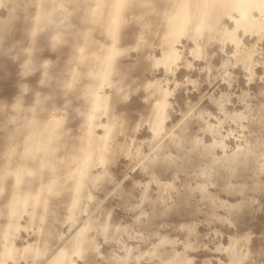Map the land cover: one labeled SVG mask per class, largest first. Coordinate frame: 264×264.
Wrapping results in <instances>:
<instances>
[{"label": "rangeland", "instance_id": "1", "mask_svg": "<svg viewBox=\"0 0 264 264\" xmlns=\"http://www.w3.org/2000/svg\"><path fill=\"white\" fill-rule=\"evenodd\" d=\"M180 1L0 0V264H264V0Z\"/></svg>", "mask_w": 264, "mask_h": 264}, {"label": "bare ground", "instance_id": "2", "mask_svg": "<svg viewBox=\"0 0 264 264\" xmlns=\"http://www.w3.org/2000/svg\"><path fill=\"white\" fill-rule=\"evenodd\" d=\"M201 1V0H199ZM197 1V2H199ZM226 6H232L239 10L240 13L246 15L248 9L251 7L250 5L254 3V0H219ZM190 0H182L177 6L174 15L170 18V27L174 30V32H183L185 31L186 26L189 24L190 19L192 17V9L190 8ZM117 5L121 4V0H116ZM203 7V6H202ZM199 8V6H198ZM200 13L201 16H205L209 14V10L207 11L204 7L198 9L194 13ZM199 15V14H198ZM18 202V201H17ZM15 205L12 206V213H16ZM11 213V214H12ZM9 251V250H8Z\"/></svg>", "mask_w": 264, "mask_h": 264}]
</instances>
